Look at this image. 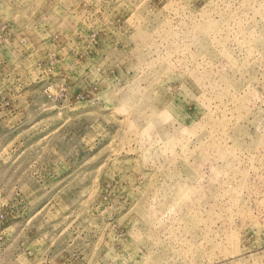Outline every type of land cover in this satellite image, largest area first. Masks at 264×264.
Masks as SVG:
<instances>
[{"label":"rangeland","instance_id":"rangeland-1","mask_svg":"<svg viewBox=\"0 0 264 264\" xmlns=\"http://www.w3.org/2000/svg\"><path fill=\"white\" fill-rule=\"evenodd\" d=\"M0 264H264V0H0Z\"/></svg>","mask_w":264,"mask_h":264}]
</instances>
